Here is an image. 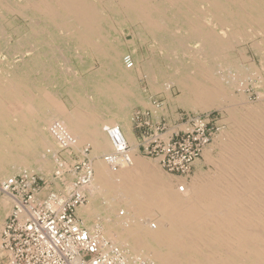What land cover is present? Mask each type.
Wrapping results in <instances>:
<instances>
[{
	"label": "bare ground",
	"instance_id": "obj_1",
	"mask_svg": "<svg viewBox=\"0 0 264 264\" xmlns=\"http://www.w3.org/2000/svg\"><path fill=\"white\" fill-rule=\"evenodd\" d=\"M12 14L25 22L21 37L8 32ZM112 23L151 39L160 56L128 54L132 44L115 40ZM247 30L255 32L250 47L260 43L264 54V0H0V184L17 174L59 176L66 165L58 152L85 157L83 145H91L105 155L88 156V181L75 188L74 174L61 176L54 193L85 195L75 216L126 264H264V102L257 111L231 94L258 70L228 56ZM91 57L99 69L79 77ZM142 72L157 90L155 80L166 81L173 106L226 112L217 157L205 149L201 156L212 172L198 170L185 183L137 155L129 109L146 105L135 96ZM50 193L45 187L38 197ZM4 194L0 232L13 204Z\"/></svg>",
	"mask_w": 264,
	"mask_h": 264
},
{
	"label": "built area",
	"instance_id": "obj_2",
	"mask_svg": "<svg viewBox=\"0 0 264 264\" xmlns=\"http://www.w3.org/2000/svg\"><path fill=\"white\" fill-rule=\"evenodd\" d=\"M145 116L137 113L134 121L141 152L157 159L168 174L189 175L211 141L208 118L192 117L184 129H175L165 119L150 123ZM74 172L75 188L88 181V167ZM0 189L13 199L0 237L5 264H126L119 248L102 245L75 216L85 195L71 190L64 199L54 192L39 198L42 187L27 174L7 179Z\"/></svg>",
	"mask_w": 264,
	"mask_h": 264
},
{
	"label": "rangeland",
	"instance_id": "obj_3",
	"mask_svg": "<svg viewBox=\"0 0 264 264\" xmlns=\"http://www.w3.org/2000/svg\"><path fill=\"white\" fill-rule=\"evenodd\" d=\"M12 17L16 21V23L13 24L15 28H9L8 32L11 33L12 32L11 30L15 29V30L19 31V34H18L19 37L23 36L24 33L22 31H24V28H23L24 24H25L24 20L15 14H12ZM112 25H113V23H112ZM113 26H114L113 27L114 28L113 36H114L116 41L119 40L122 43H126L127 45L132 44V46L126 47V51L128 54H130L131 51H135L136 54L139 56L143 55V54H147L148 56H151V55L152 56H160L158 50H150V49H153L151 47L149 48V46H148V45H151V43H152L151 39H148L145 41H142L138 38L133 39L132 38V31L128 30V28L119 27L116 24ZM247 32H248V34H247ZM249 34H250V32L248 30L243 31L241 33V35H240L241 37H239V39L231 42L232 47L229 50L228 56L232 60H238L240 62L244 61L245 65H248V66L251 65V67L257 68L258 72L255 69L256 78L250 79V77L247 76L246 78L240 79L239 82L235 83L236 85H235V87H233L231 94H233V96H237L238 98L240 96L239 100H241L242 103H245L248 105L250 103L249 106L251 108H253V106H254L255 108H253V109H256L258 111V109H260L261 104L264 102V71H262L260 68L261 60H264V54H262L263 51L258 49L260 43L258 44V48L257 47H254V48L250 47V43H252V41H254V43H255V32L250 34L253 36L254 40L247 39ZM258 39H260V37H258ZM245 58H246V60H244ZM60 65H61L62 69L65 70L66 67L64 66V64H60ZM84 69H85V71L82 70V71L78 72V75H80L79 77L84 78V77L93 75V73H95L99 69V64L97 62V58H94V57L88 58L87 59V65L85 66ZM63 76L65 79H69V80L72 79L69 76L68 77H66L65 75H63ZM137 76H138V78H137ZM258 77H262L261 82H263V83L258 84V79H259ZM164 82H166L164 79L158 78L155 80V83L159 87V89L157 90L156 88L153 87V83H151V81L148 80V78L144 75L143 72L139 73V74L137 73V75H136L135 85H134V86H136L135 87V94H136L135 96L136 97L138 96L139 98H141L143 100V102L146 104L143 106L133 105L129 109V125H130L131 131L134 135V139H135L134 144H135L136 149H137V153H138L137 155L141 159L155 162L157 164L156 166H157L158 170L163 174L166 173L160 167V164L158 163L157 159H154L153 157L150 158V157L144 156V154L141 152V150L139 148L138 144H139L140 132H139L138 128L136 127V125L134 124V121H135V116L137 113L144 112L146 115L145 118L150 123H157V122H159L161 120L163 121L165 119L168 122V124L171 127H174L175 129L176 128L184 129L183 126H186V122L189 118L199 117V116L207 117L208 118L209 133L212 132V134H211L212 140L210 141L208 147H205L204 152H206L207 154L209 153L208 155H209L210 159L216 158L218 155L216 153H219V149L216 148V146L214 145V142L219 136H221V134H223V132L228 130L227 124H225L223 122V119L226 117V112L224 110H219L216 107H212L209 110H191V109H185V108H183L177 104H175L173 106L172 101H170L167 98L166 93L161 89L162 84ZM169 89H170L169 90L170 98L175 99L179 95V92L176 90V88L174 86H171ZM257 92L259 94L256 95ZM68 96L69 95H67L66 93H63V95L60 96V98H61L62 103L67 108V110H71V109H73V107L75 105L72 102L71 97H68ZM152 107H154L155 109ZM84 146H85V144L83 145V148H85V150H86L85 157H80V153L75 154L73 152L71 154V156L68 157L69 159L67 160L65 158L64 154H62L61 152L57 153L58 154L57 156L59 157L58 160L63 162L64 166L66 165L64 167L63 172H61V174L59 176L55 175L54 172L50 173L48 176H42V175L36 174L35 172L32 173L31 175L35 177L36 181H38L40 188L42 187V189H43V188L47 187V191L55 192L53 189L54 188V186H53L54 182L53 181L59 180V178L61 176H65L64 178H66V177L74 174V178H72L74 181L75 177H76L75 176L76 174L74 171L80 172L82 170V168L84 167V165L87 167V165H88L87 163H89L88 156L93 151L91 145H86L85 147ZM92 153H94L95 155L99 154L98 156L100 158H101V155H105V152H101V153L92 152ZM204 161H205L204 157H201L199 160H197L194 163L193 169L189 175H186V176L185 175H173V174L169 175L168 173H166V175L171 176V177H181L185 181V183H189L191 181V178L194 176L195 173L198 172V170H201L203 172H212L214 170V167H213L211 161H205V162ZM61 162H59V163H61ZM115 169L116 170L121 169L120 165L119 166L116 165ZM19 175H23V174H19ZM15 176H18V174ZM50 177L53 178V180H50ZM57 183H59V182L57 181ZM2 193L3 192L0 191V198L6 196L4 193L3 194ZM9 210H10V208H9ZM7 217H8V215L5 216L3 225H4ZM1 233H2V230L0 232V236H1ZM1 256H0V264H5V262L3 260L4 257L3 256L1 257Z\"/></svg>",
	"mask_w": 264,
	"mask_h": 264
}]
</instances>
